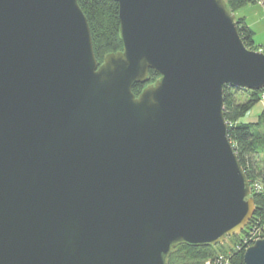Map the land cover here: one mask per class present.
Masks as SVG:
<instances>
[{"label":"water","instance_id":"1","mask_svg":"<svg viewBox=\"0 0 264 264\" xmlns=\"http://www.w3.org/2000/svg\"><path fill=\"white\" fill-rule=\"evenodd\" d=\"M114 1L98 65L77 0H0V264H166L254 214L223 87L264 88V52L224 0Z\"/></svg>","mask_w":264,"mask_h":264},{"label":"trees","instance_id":"2","mask_svg":"<svg viewBox=\"0 0 264 264\" xmlns=\"http://www.w3.org/2000/svg\"><path fill=\"white\" fill-rule=\"evenodd\" d=\"M227 8L234 13L237 8L259 1L264 7V0H224ZM77 3L87 18L91 34L93 52L100 65L106 54L122 49V40L119 29L118 3L114 0H77ZM237 30L244 45L258 50L253 39V31L247 26L243 18H236ZM159 77L154 70H148V77L143 83H134L132 91L135 96L148 84ZM264 88L244 89L232 85L223 87V115L228 124V137L233 145L238 160L246 174L251 187L259 181L260 190L253 188L252 196L255 203L254 214L245 228L233 235L239 241L235 249L229 253V264H244L243 253L256 238L259 229V238L264 237V164L256 168L253 156L262 154L264 158V106L256 115L254 121H244L243 117L263 97ZM246 96V99H240ZM253 229L256 230L253 233ZM247 238L246 241L244 239ZM249 238V239H248ZM223 243L192 245L181 243L176 245L167 256L166 264H205L218 254L226 252Z\"/></svg>","mask_w":264,"mask_h":264},{"label":"rangeland","instance_id":"3","mask_svg":"<svg viewBox=\"0 0 264 264\" xmlns=\"http://www.w3.org/2000/svg\"><path fill=\"white\" fill-rule=\"evenodd\" d=\"M241 8H237L235 11H234V15L236 18H239V13L241 11ZM258 11V10H256ZM260 13L262 14V21L260 22V24H258L257 26L254 27V30H255V34H254V40L255 42L260 45L264 50V8L261 6L260 8ZM240 99H246V96H241ZM263 103H264V94H263V97L262 99L257 103L255 104L251 110L243 117V120L244 121H254L255 118H256V115L261 111L262 107H263ZM254 158V161L256 162V165L255 167L258 168V167H262V165L264 164V158H263V155L262 154H255V156H253ZM255 191H259L260 190V185H259V181L256 180L253 184V187H252ZM253 189H252V192H253ZM261 234V231L258 229L257 232H256V238L258 239V235ZM237 235H240V234H237ZM236 235V236H237ZM237 244H239V241L236 240V238L234 237V239H230V237H227L226 240L223 242V247L224 249H227L226 252L222 253V254H218V255H222L224 257V259L220 260L221 263H223V261L225 262V259L229 256V253H231V250L232 249H235ZM212 259L214 258H211L209 260L212 261Z\"/></svg>","mask_w":264,"mask_h":264},{"label":"crops","instance_id":"4","mask_svg":"<svg viewBox=\"0 0 264 264\" xmlns=\"http://www.w3.org/2000/svg\"><path fill=\"white\" fill-rule=\"evenodd\" d=\"M261 6L263 7V5L259 1L252 3V4H247L241 8V11L238 16V17L243 18L247 26L253 31V39H254V34H255L254 27L260 24V22L262 21V14L260 13ZM255 45L258 46L259 48L258 50H261L264 52V50L261 49L262 47L258 45L256 42H255ZM263 106H264V103H263Z\"/></svg>","mask_w":264,"mask_h":264},{"label":"built area","instance_id":"5","mask_svg":"<svg viewBox=\"0 0 264 264\" xmlns=\"http://www.w3.org/2000/svg\"><path fill=\"white\" fill-rule=\"evenodd\" d=\"M260 185V184H259ZM251 189H252V187H251ZM257 191V190H256ZM253 231V233H255L256 232V230L255 229H253L252 230ZM249 239V238H248ZM250 239H257V238H254L253 236H251L250 237ZM247 240V238H245L244 239V241H246ZM254 240V241H255ZM253 241V242H254ZM222 259H224V257L222 256V255H219V256H217L216 258H214V259H212V261L211 260H207L206 262H205V264H229V258L227 257L226 259H225V262L223 261V263H221V261L220 260H222Z\"/></svg>","mask_w":264,"mask_h":264}]
</instances>
